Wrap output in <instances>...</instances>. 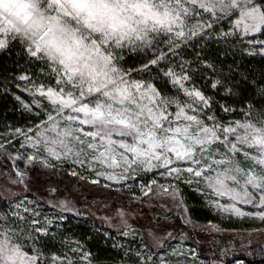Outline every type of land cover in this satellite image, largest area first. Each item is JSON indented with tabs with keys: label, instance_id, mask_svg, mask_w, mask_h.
Masks as SVG:
<instances>
[{
	"label": "snow or ice",
	"instance_id": "snow-or-ice-1",
	"mask_svg": "<svg viewBox=\"0 0 264 264\" xmlns=\"http://www.w3.org/2000/svg\"><path fill=\"white\" fill-rule=\"evenodd\" d=\"M233 16L228 30L216 31ZM241 28L243 37L264 34V0H0V50L19 41L29 58L44 65L40 72L50 81H32L25 89L56 113L44 122L51 126L36 133L39 139L26 136L33 146L43 143L49 156L81 167L105 166L111 171L97 175L108 180L123 181L138 170L157 168L177 178L188 173L197 184L203 180L210 196L231 201L211 199L215 207L264 220V107L249 103L241 109V119L222 121L212 112L214 98L188 86L192 70L187 61L162 70L185 101L165 95L152 80L134 78V73L175 57L182 46L228 41ZM241 43H246L247 55L264 56V40ZM123 51H151L154 58L139 69H125ZM201 63L218 77L211 80L212 89L235 95L228 76L212 62ZM258 92L264 97V86ZM220 107L225 113L235 111ZM43 163L52 167L47 159ZM180 163L188 166H175ZM16 208L0 214V264H47L38 248L28 249L21 241L35 242L54 222L41 221L35 213L22 215L20 205ZM80 258L91 264L86 251ZM64 259L53 254L51 262L63 264Z\"/></svg>",
	"mask_w": 264,
	"mask_h": 264
},
{
	"label": "trees",
	"instance_id": "trees-1",
	"mask_svg": "<svg viewBox=\"0 0 264 264\" xmlns=\"http://www.w3.org/2000/svg\"><path fill=\"white\" fill-rule=\"evenodd\" d=\"M221 23L216 28L217 32L221 29H229L225 26L224 22ZM242 39L244 41L248 39L264 40V34L257 33L248 38H241L240 35L235 34L228 41H221L219 43L214 39L193 41L188 47L182 46L178 55L175 57L171 56L167 62H172V64L176 65L182 61L190 62L192 83L200 88L206 96L214 98L212 112L224 122L241 119V109L245 108L249 103L255 105L257 109L264 107V97L258 92V89L264 86V56L247 55L244 51L246 43H241ZM197 52L200 55L199 60L197 59ZM122 54L125 58L122 66L125 69H139L143 64L148 63L150 59L154 58L151 51L146 54L143 52H123ZM202 60L214 63L218 72L228 76L230 83L236 85L233 89L235 95L226 97L223 89L216 90L211 88V80L218 77L212 70L203 67ZM43 67L44 65L42 63L32 60L24 53L23 46L19 41L10 42L8 48L0 50V134L5 133L8 127H26L29 124V116L26 111L18 106L14 99L15 82L18 75L22 72L32 77H42L43 74L40 72V69ZM164 67L159 70V66H152L149 71L144 73L153 80L163 93H169L171 85L167 79L161 76ZM185 67H189V64H186ZM223 104L235 109V111L230 113L223 112L220 107ZM209 114L212 113L210 112ZM34 123L32 122L31 125H34ZM1 151L0 155L2 154ZM3 154L5 156V162L8 163V167H11L12 171L14 173L16 172L17 175H23L24 169L28 171L27 168L30 170L34 166L33 168L37 170L35 175L28 171L26 173L29 174L28 178L27 175L25 176L28 181L30 180V183H33L31 186L33 191H29L30 198L35 200L43 208L50 209L61 215H64L63 213L65 212H62L59 208L57 209L53 204L47 203L40 193L43 187L42 185L46 180L42 178L44 175H48L47 178L52 179L58 185V189L64 187L70 191L75 190L74 192L76 194L79 193V196L87 198L90 204H97L102 201L111 202L110 204H120L122 200H125L127 203H132V201L135 204L141 203L140 200L142 197L129 190L121 189L119 193L121 200H115L116 196L114 195L116 194L103 190L94 193L89 185L80 181L77 177L71 176L61 167L52 166L42 168V165L36 161H32L22 167L7 151ZM176 188L173 190L178 194L179 212L172 210V212L164 214L157 206H153L152 210H149L141 203L138 206L140 208L139 213L142 214V219L145 218L146 224L156 226L159 220L164 222V219L176 218L180 212L182 214L184 213V218L190 225L193 236H191L190 232L186 231L177 232L175 235H177V238L186 239V242L194 246L193 241H196L197 238L193 240L192 237L195 234L196 236H200V240H202V237L205 239L207 235H211L212 238H220L222 232L226 231L251 230L264 227V220H261L258 224H249L235 219L227 221L220 219L218 221L198 196L180 189L178 186ZM3 201L7 200L3 198ZM71 240H75L87 249L94 264L155 263L154 260L153 262L146 261L141 263V258L135 254V250L139 249L144 254L155 252V249L146 240L138 226L132 235L124 237L121 232L110 229L102 220L96 219L93 215L86 212H76L71 217L60 221L58 227H53L49 231L48 236H40L35 242L29 240V244H34L47 257L51 253H62L65 246ZM215 242L217 241L214 239ZM217 244L218 246L215 251L217 249L220 252L223 250L222 253L226 254L221 260H215L217 264H235L238 260L245 262V264H264V249L261 247L250 249L237 244L233 248L234 253H231L228 239L217 242ZM204 248L206 250L204 249L202 251L201 256L210 263L211 259L208 252L211 251L207 250V247ZM198 250L200 251L199 247ZM217 254L219 255V252Z\"/></svg>",
	"mask_w": 264,
	"mask_h": 264
},
{
	"label": "rangeland",
	"instance_id": "rangeland-1",
	"mask_svg": "<svg viewBox=\"0 0 264 264\" xmlns=\"http://www.w3.org/2000/svg\"><path fill=\"white\" fill-rule=\"evenodd\" d=\"M236 18V16H233L231 20L224 21L225 26L230 28ZM236 34L240 35L241 38L249 37L242 36V28L241 30H238ZM255 34H251L250 36ZM170 58L171 56L166 61L160 62L158 65L159 70L164 66V70H167V66L169 65L167 62ZM160 65L162 66L160 67ZM20 75L28 74L22 72L18 77ZM28 76L30 77L29 81H21L17 77L13 96L18 106L26 111L29 116V124L26 127H8L5 133L0 134V144L2 146L0 149L4 151L0 150L2 153L0 155V214L11 213L12 211L17 210V205H20L18 211L22 215L32 216V214L35 213L38 214L41 221L45 222L47 219H51L54 223L49 226V231H51L53 227H58L60 221L71 217L76 212H86L93 215L96 219L102 220L110 229L121 232L124 237L132 235V233L135 232V228L138 226L146 240L150 242L155 249V252L146 254L140 252V249V251L135 250V254L141 258V263L146 261L153 262L154 260V264H162V261L163 264H217L215 260H221L226 255L222 253L223 250L221 252L219 249L215 251L218 246L217 242L227 239L230 242L231 253H234L233 248H235L237 244L250 249L257 247L264 249V227L251 230L226 231L222 232L220 238H212L211 235H207L208 238L205 237L204 239V237H202V240H200V236H196L195 234L194 237H192L193 240L197 238L196 241H193L195 244L194 246L186 242V239L180 237L177 238V235H175L177 232L186 231L190 232L191 236H193V231L185 220L184 213L182 214L180 212L179 216L176 218L172 217L164 219V222L159 220V223L156 226L146 224V221L144 220L145 218L142 219V214L139 213L140 208H138V206L141 203H143L149 210H152L153 206H157L162 212H164V214L170 213L172 210L179 212L178 194L173 190L176 186L198 196L205 207L210 210L213 217L218 221L220 219L225 221L235 219L242 220L249 224H258V222L261 221L254 217H238L231 212H224L215 207L210 203L211 199H219L222 204L230 203L231 201L227 197L217 198L210 196L209 193L211 190L206 188L203 180L197 184L196 178L190 176L188 173H181L179 178H177L176 176H168L167 174L162 175L161 173L164 172V169L157 168L152 171L138 170L135 174L131 175L129 179L123 181L108 180L105 175H97L98 172L106 173L111 171V169H107L105 166L96 164L94 168L87 165L81 167L80 165L73 164L71 159L65 160L61 158V160H56L49 156L45 151V145L43 143L33 146V142L28 141L26 136H32L34 140L39 139L36 133L38 131H44L45 127H50V123L45 124L44 122L48 120L50 114L55 116L56 113L53 111L52 106L42 97L39 95H32L31 92L25 91L32 81L48 84L50 82L49 79L45 75L40 78L32 77L31 75ZM161 76L165 78L163 73H161ZM134 78L151 80V78L144 72L134 73ZM188 86L193 87L195 85L191 81ZM170 88V92L164 93L165 95L178 96L182 101L188 99L182 92H177L172 85ZM17 97L20 99L18 100ZM32 122H35L34 125H31ZM17 129L20 130L19 133L16 131ZM29 129H31V132H29ZM48 135L50 137L55 136V133L49 132ZM6 151L11 154V157L22 167L30 163L27 159L29 156H36L34 161L40 163L42 168H49L43 163V160L47 159L52 166L61 167L71 176H75L80 181L85 182L91 187V190L94 193L98 191L100 192V190L112 192L116 194L114 195L116 196L115 200H121L119 193L121 189H125L140 195V197H142L140 200L141 203L135 204L134 201H132V203H127L125 200H122L120 204H110L111 202L105 201L97 204H90L88 203L87 198L79 196V193L76 194L74 192L75 190L70 191L62 186V188L58 189V185H56L52 179H48V175H44L42 178L46 180L42 185L43 187L40 193L43 195V198L47 203H50L51 205L53 204L57 209L59 208V210L65 212L63 213L64 215H61L50 209L43 208L35 200L30 198L29 191H33V188L31 187L33 183H30V180L28 181L25 176L27 175L28 178L29 174H26L28 171L35 175L37 170H35L33 166L30 170L27 168L28 171L24 169L23 175H17L16 172L14 173L12 171L11 167H8V163L4 160L5 156L3 153ZM175 166L187 167L188 165L180 163ZM73 172H76V175H73ZM44 173L47 174L46 172ZM189 180H191L192 183H188ZM93 181H98V183H93ZM153 181H155V183H152ZM165 189H167V191H165ZM249 190L251 191V188H249ZM3 198L7 201H3ZM238 206L246 211L257 210L251 205L239 204ZM25 208L30 211L25 213ZM60 217H63V219ZM125 233H127V235H125ZM48 234L45 236H48ZM214 239L217 242L214 243ZM21 242L25 243L28 249L36 247L34 244L30 245L29 240H22ZM198 247L200 248V251L198 250ZM204 247H207V250L211 251L208 252L211 259L210 263L201 256L202 251L205 249ZM73 249H79V251H73ZM85 251L89 253L86 248L81 246V244L75 240H71V242H68V245L65 246L62 253H51L47 257L43 255V259L47 261V264H52L51 257L55 254L57 256L65 257L63 264H68L69 260L72 261V264H89L88 261H82L80 258L81 252ZM217 252H219V255ZM89 258L91 264H94L90 253ZM213 258L215 259L213 260ZM235 264H245V262L238 260Z\"/></svg>",
	"mask_w": 264,
	"mask_h": 264
}]
</instances>
